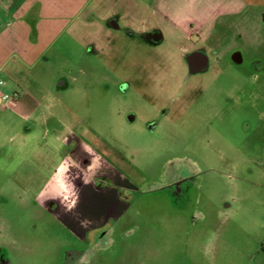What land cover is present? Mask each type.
Returning a JSON list of instances; mask_svg holds the SVG:
<instances>
[{
  "label": "rangeland",
  "instance_id": "1",
  "mask_svg": "<svg viewBox=\"0 0 264 264\" xmlns=\"http://www.w3.org/2000/svg\"><path fill=\"white\" fill-rule=\"evenodd\" d=\"M84 22L34 71L45 106L0 112V264H238L264 218V24L199 39L192 71L166 40Z\"/></svg>",
  "mask_w": 264,
  "mask_h": 264
},
{
  "label": "crops",
  "instance_id": "2",
  "mask_svg": "<svg viewBox=\"0 0 264 264\" xmlns=\"http://www.w3.org/2000/svg\"><path fill=\"white\" fill-rule=\"evenodd\" d=\"M92 16L104 26L101 31L125 25L142 30L146 37L161 33L160 42L166 40L183 50L186 62L187 56L200 55L207 68L208 53L191 48L200 44L199 39L218 35L220 29L245 26L250 18L256 25L264 24V0H0V112L11 109L28 120L45 106L52 92L34 71L48 61L50 50L76 22L87 24ZM198 50L202 53L194 52ZM15 92L19 93L17 99L3 98ZM68 128L70 140L77 137V143L85 142L86 134L79 133L78 127L74 126L75 131L70 125ZM77 157L87 169L97 165L86 148ZM256 203L264 208V197ZM253 228L257 230L253 235L243 229L238 264H264V218H253Z\"/></svg>",
  "mask_w": 264,
  "mask_h": 264
},
{
  "label": "flooded vegetation",
  "instance_id": "3",
  "mask_svg": "<svg viewBox=\"0 0 264 264\" xmlns=\"http://www.w3.org/2000/svg\"><path fill=\"white\" fill-rule=\"evenodd\" d=\"M150 41H152V42H156L155 40H150ZM156 44V43H155ZM194 52H196V53H202V51H194ZM193 54V53H192ZM190 56V57H189ZM189 56H187L186 57V60H187V62H189L190 61V68H192V66H193V68H195L197 71L198 70H203V69H205V66H202L203 64L201 63V60H199V59H192L191 57H193V56H195V55H189ZM189 59V60H188ZM231 59L234 61V62H242L243 61V58H242V52L241 51H239V50H233L232 52H231ZM51 201H54V202H56L54 199H50Z\"/></svg>",
  "mask_w": 264,
  "mask_h": 264
},
{
  "label": "water",
  "instance_id": "4",
  "mask_svg": "<svg viewBox=\"0 0 264 264\" xmlns=\"http://www.w3.org/2000/svg\"><path fill=\"white\" fill-rule=\"evenodd\" d=\"M147 39L148 40H155L156 42H160L161 41V33H151L147 36ZM192 59H201V56L200 55H195L193 57H191ZM207 61V57L205 58V63ZM202 63V62H201ZM241 63V62H240ZM204 64V63H202ZM204 66V65H202ZM192 71H197L195 68H191Z\"/></svg>",
  "mask_w": 264,
  "mask_h": 264
},
{
  "label": "built area",
  "instance_id": "5",
  "mask_svg": "<svg viewBox=\"0 0 264 264\" xmlns=\"http://www.w3.org/2000/svg\"><path fill=\"white\" fill-rule=\"evenodd\" d=\"M3 82H0L2 84ZM19 97V93L15 92L12 96L5 95L3 98L5 100H15Z\"/></svg>",
  "mask_w": 264,
  "mask_h": 264
}]
</instances>
